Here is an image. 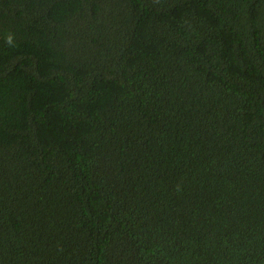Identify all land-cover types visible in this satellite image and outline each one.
<instances>
[{
	"label": "trees",
	"instance_id": "trees-1",
	"mask_svg": "<svg viewBox=\"0 0 264 264\" xmlns=\"http://www.w3.org/2000/svg\"><path fill=\"white\" fill-rule=\"evenodd\" d=\"M0 264H264V0H0Z\"/></svg>",
	"mask_w": 264,
	"mask_h": 264
},
{
	"label": "clouds",
	"instance_id": "clouds-1",
	"mask_svg": "<svg viewBox=\"0 0 264 264\" xmlns=\"http://www.w3.org/2000/svg\"><path fill=\"white\" fill-rule=\"evenodd\" d=\"M9 43H11V38H9Z\"/></svg>",
	"mask_w": 264,
	"mask_h": 264
}]
</instances>
